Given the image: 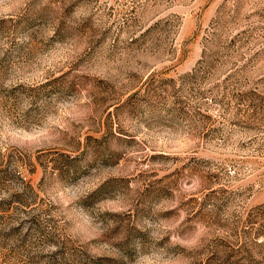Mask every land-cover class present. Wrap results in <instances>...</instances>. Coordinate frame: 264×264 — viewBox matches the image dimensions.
<instances>
[{"label":"rangeland","instance_id":"1","mask_svg":"<svg viewBox=\"0 0 264 264\" xmlns=\"http://www.w3.org/2000/svg\"><path fill=\"white\" fill-rule=\"evenodd\" d=\"M0 264H264V0H0Z\"/></svg>","mask_w":264,"mask_h":264}]
</instances>
